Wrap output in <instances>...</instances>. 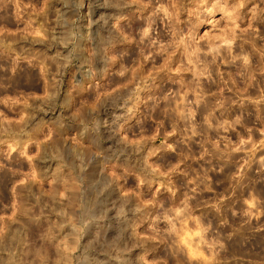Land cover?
<instances>
[{
	"label": "rangeland",
	"instance_id": "374dc122",
	"mask_svg": "<svg viewBox=\"0 0 264 264\" xmlns=\"http://www.w3.org/2000/svg\"><path fill=\"white\" fill-rule=\"evenodd\" d=\"M0 64V264H264V0H0Z\"/></svg>",
	"mask_w": 264,
	"mask_h": 264
},
{
	"label": "bare ground",
	"instance_id": "6f19581e",
	"mask_svg": "<svg viewBox=\"0 0 264 264\" xmlns=\"http://www.w3.org/2000/svg\"><path fill=\"white\" fill-rule=\"evenodd\" d=\"M120 15H121V14H120ZM103 29H104V28H103ZM92 34H93V36H94V32H93ZM104 34H105V33H104ZM93 36L88 37L87 40H90L91 42H93V41L95 40V38H94ZM103 36H104V35H103ZM99 38H101V37L99 36L98 39H99ZM104 38H105V37H104ZM104 38H103V39H104ZM109 38H110V37H109ZM100 40H101V42H102V39H100ZM111 40H112V39H110V41H111ZM12 41H14V40H12ZM105 41H106V40H104L103 42H105ZM110 41H109V42H110ZM109 42L107 41L105 44H108ZM105 46H106V45H105ZM4 48H5V47H4ZM6 49H7V48H6ZM8 49H9V48H8ZM8 49H7V50H8ZM10 49H11V48H10ZM12 49H13V47H12ZM103 50H104V49H103ZM8 51H9V50H8ZM12 52H14V51H12ZM9 53H10V51H9ZM0 65H1V64H0ZM103 66H104V65H103ZM0 67H1L0 69H2V66H0ZM6 67H7V66H6ZM9 67H10V66H9ZM12 67H13V66H12ZM18 68H19V67H18ZM18 68H17V70H18ZM102 69H103V68H102ZM5 70H7V69H5ZM11 70L13 71L14 68L11 69ZM19 71H20V70H19ZM103 71H104V70H103ZM4 73H5V72H4ZM6 73H7V72H6ZM90 73H91V71H90ZM90 73H89V74H90ZM14 74L16 75L17 73H14ZM21 75H22V74H21ZM25 75H27V74H25ZM91 75H92V74H90V76H91ZM7 76H8V75H7ZM23 76H24V75H23ZM31 76H32V75H31ZM33 76H34V75H33ZM33 76H32V77H33ZM90 76H87V77H88L87 79H89ZM19 77H20V76H18L16 79H14V82H13L14 84H16V85H17V84H19V85L22 84L21 81H22L23 78H22V77L19 78ZM24 77H25V76H24ZM28 77H29V76H28ZM9 78H11V77L9 76ZM21 78H22V79H21ZM8 80H9V79H8ZM10 80H11V79H10ZM32 80H33V79H32ZM32 80H31V82H32ZM36 80H37V79H36ZM0 81H1V80H0ZM24 81H25V80H24ZM6 82H7V81H6ZM9 82H10V81H9ZM79 82H80V81H79ZM79 82H78V83H79ZM6 84H7V83H6ZM33 84H34V83H33ZM28 85H29V84H28ZM9 86H10V85H9ZM11 89H12V88H11ZM48 111H49V108H46V109H45L44 111H42V112H47V113H48ZM1 125H2V124H1ZM1 128H2V126L0 127V130H1ZM9 128L11 129L12 127H9ZM9 128H8V129H9ZM20 128H21V127H20ZM8 129L6 128V130H5V128H4L5 132H6V131H7V132H11V131H8ZM17 129H18V127H17ZM12 130H13V129H12ZM15 130H16V128H15L13 131L15 132ZM13 131H12V132H13ZM17 131H18V130H17ZM2 132H4V131H2ZM12 132H11V133H12ZM3 134H4V133H3ZM1 138H2V136L0 135V139H1ZM19 138H20V137H19ZM19 138H18V139H19ZM0 141H2V140H0ZM20 141H21V140H20Z\"/></svg>",
	"mask_w": 264,
	"mask_h": 264
}]
</instances>
